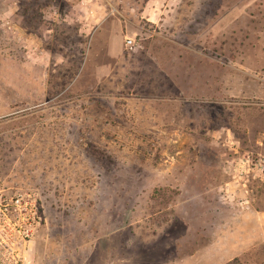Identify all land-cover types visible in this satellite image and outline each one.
<instances>
[{"label":"rangeland","instance_id":"rangeland-1","mask_svg":"<svg viewBox=\"0 0 264 264\" xmlns=\"http://www.w3.org/2000/svg\"><path fill=\"white\" fill-rule=\"evenodd\" d=\"M262 155L264 0H0L24 264H264Z\"/></svg>","mask_w":264,"mask_h":264},{"label":"built area","instance_id":"built-area-1","mask_svg":"<svg viewBox=\"0 0 264 264\" xmlns=\"http://www.w3.org/2000/svg\"><path fill=\"white\" fill-rule=\"evenodd\" d=\"M126 45L134 46L132 38ZM251 159V157H249ZM264 169V155L258 158ZM39 197L26 192L9 199L0 205V264H24L30 247L34 229L41 219Z\"/></svg>","mask_w":264,"mask_h":264}]
</instances>
